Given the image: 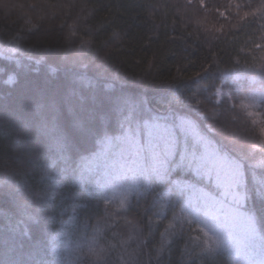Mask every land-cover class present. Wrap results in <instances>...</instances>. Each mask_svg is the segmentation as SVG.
<instances>
[{
  "label": "trees",
  "instance_id": "trees-1",
  "mask_svg": "<svg viewBox=\"0 0 264 264\" xmlns=\"http://www.w3.org/2000/svg\"><path fill=\"white\" fill-rule=\"evenodd\" d=\"M263 110L264 0H0V264H67L66 230L89 264H231L153 224L191 173L123 208L73 179L105 139L159 115L188 116L240 163L264 252Z\"/></svg>",
  "mask_w": 264,
  "mask_h": 264
},
{
  "label": "rangeland",
  "instance_id": "rangeland-1",
  "mask_svg": "<svg viewBox=\"0 0 264 264\" xmlns=\"http://www.w3.org/2000/svg\"><path fill=\"white\" fill-rule=\"evenodd\" d=\"M258 104L256 101L254 106ZM252 109L255 111V108ZM205 158V166L212 168L211 176H206L205 166H201ZM176 170L191 173L192 176L175 178L173 181L202 187L222 200L226 208L235 210L237 220L232 231L234 237L241 239L238 242L234 238L231 249L208 240L200 230L204 227L202 223L197 227L196 218L191 221L183 218L180 205L188 193L179 192L173 182L159 200L160 207L153 217V224H161L166 231L182 228L189 240L190 250L197 256L218 254L228 258L231 264H264V252L260 248L255 220L252 214L240 208L243 202L240 163L221 150L188 116H155L153 120L108 137L97 152L82 162L73 179L106 204L123 208L131 191H140L154 181L164 183ZM217 170L228 185L227 194L215 183ZM162 205H166L163 210ZM169 221H172L171 227ZM67 231L57 239V252L65 256L67 264H89L79 254L82 245L77 241L75 245L74 241L72 244L71 234ZM208 231L210 236L216 235Z\"/></svg>",
  "mask_w": 264,
  "mask_h": 264
},
{
  "label": "snow or ice",
  "instance_id": "snow-or-ice-1",
  "mask_svg": "<svg viewBox=\"0 0 264 264\" xmlns=\"http://www.w3.org/2000/svg\"><path fill=\"white\" fill-rule=\"evenodd\" d=\"M207 164V159L203 161L201 166ZM195 171H198L196 169ZM204 174L206 176L212 175V168L205 166ZM164 179V177H161ZM177 190L179 192H186L188 196L184 202L180 205V213L184 219L191 221L193 218H196L198 223L197 227H200L201 223L204 227H201L200 230L203 235L213 242L215 245H225L231 249V241L235 238L237 241H240V237H234L233 229L236 226V212L234 209L226 208V205L222 200H219L212 193L206 191L202 187H196L189 183H181L179 180L173 181ZM215 183L218 187L223 189L224 194L228 192V185L225 181V178L221 175L220 171H216ZM166 207L162 205L161 209ZM172 226V221H169V227ZM211 230L216 235H209Z\"/></svg>",
  "mask_w": 264,
  "mask_h": 264
}]
</instances>
